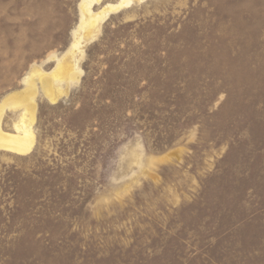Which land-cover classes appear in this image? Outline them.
Returning a JSON list of instances; mask_svg holds the SVG:
<instances>
[{
  "label": "rangeland",
  "instance_id": "1",
  "mask_svg": "<svg viewBox=\"0 0 264 264\" xmlns=\"http://www.w3.org/2000/svg\"><path fill=\"white\" fill-rule=\"evenodd\" d=\"M83 1L0 0V264H264V0Z\"/></svg>",
  "mask_w": 264,
  "mask_h": 264
},
{
  "label": "bare ground",
  "instance_id": "2",
  "mask_svg": "<svg viewBox=\"0 0 264 264\" xmlns=\"http://www.w3.org/2000/svg\"><path fill=\"white\" fill-rule=\"evenodd\" d=\"M132 1L133 0H120L119 3L116 5L108 4L107 6L103 7L100 11L94 12L90 8L86 7L87 0H84L81 4L83 14L79 23V29H81L85 25L87 28H89L90 26L99 25L100 22H103L106 19L111 10H113L114 8H118L122 5L129 4ZM79 38L82 39L83 36H80ZM80 40L74 43V48H79L81 42ZM32 87L33 83L28 86V88L22 93L13 94L8 98L12 99L14 101V104L16 105L23 104L25 107V111L28 112L31 117L30 119H26L24 115L23 118L19 121V123L15 124L14 132L4 131L0 127V149L2 150L23 155L30 152L34 146L35 134L32 129V122L35 118V103L32 101L34 95V91H31ZM47 93L52 96V99L54 98L55 93L52 89H47ZM2 108L0 109L2 110Z\"/></svg>",
  "mask_w": 264,
  "mask_h": 264
}]
</instances>
